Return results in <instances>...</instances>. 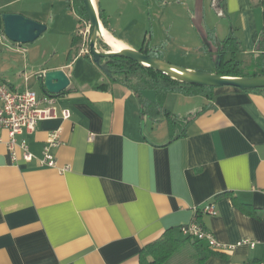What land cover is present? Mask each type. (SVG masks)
I'll return each mask as SVG.
<instances>
[{
	"label": "crops",
	"instance_id": "0c3cea01",
	"mask_svg": "<svg viewBox=\"0 0 264 264\" xmlns=\"http://www.w3.org/2000/svg\"><path fill=\"white\" fill-rule=\"evenodd\" d=\"M43 1L0 0V13L20 14L45 25V31L72 36L70 50L64 52L67 62L36 71L63 70L69 78V86L53 96L56 116L17 136L11 150L7 132L0 130V264H139L141 249L167 231L183 243L165 264L263 263L264 89L213 88L211 99L199 96L201 106L186 111L200 114L186 125L184 135L168 143L166 121L141 116L133 93L86 58L77 48L80 42L72 46L81 22L70 8L75 0ZM261 1L216 0L213 8L228 21L229 34L239 40L245 58L255 51L263 25ZM93 2L110 37L133 50L157 49L164 60L165 44L155 35L165 28L168 10L182 8L189 30L200 35L198 22L205 21L208 3L213 7L212 0ZM212 20L215 24L206 29L224 40L218 35L225 30L222 20ZM11 49L17 53L21 48ZM37 50L20 51L29 54L27 66L38 62ZM31 78L9 82L0 76L15 91L29 89ZM143 94L154 100V92ZM171 94L164 108L181 115L167 102ZM56 131V166H41L43 148ZM22 141L33 155L29 162L22 158ZM206 203L215 205V216L194 212ZM194 218L222 245L241 240L258 244L218 251L186 240L179 227Z\"/></svg>",
	"mask_w": 264,
	"mask_h": 264
},
{
	"label": "trees",
	"instance_id": "16d2710c",
	"mask_svg": "<svg viewBox=\"0 0 264 264\" xmlns=\"http://www.w3.org/2000/svg\"><path fill=\"white\" fill-rule=\"evenodd\" d=\"M80 2L81 9L78 16L81 22H88L82 0ZM260 4L264 8V0ZM2 14L0 13V32H2ZM98 14L103 27L107 29L106 19L100 8H98ZM200 37L202 41L201 51L207 53L214 62L213 73L230 77L264 75V11L263 26L259 33L255 51L245 59L237 60L236 58V53L240 49V42L233 34H229L226 39L219 41L216 38L214 29H206L200 34ZM80 40L78 34L73 36L72 46H76ZM104 46L107 47L105 44ZM140 52L147 56L164 60L162 53L157 49L143 48ZM84 56L89 58L88 54H84ZM109 69L111 71L115 70V73L109 80L126 86L133 93L139 104L141 116L153 122H157L159 119L166 121L169 135L168 143L184 135L186 125L200 114V112L183 116L172 114L163 107V100L166 95L174 93L188 97L201 96L206 99L212 98L213 88L211 87L184 84L151 68L143 67L124 58L114 57L109 64ZM146 91L154 92L155 96L153 101L148 100L144 96L143 93ZM182 243V241L175 239L167 231L159 240L141 249L139 253V264H165L169 257L179 249Z\"/></svg>",
	"mask_w": 264,
	"mask_h": 264
},
{
	"label": "rangeland",
	"instance_id": "374dc122",
	"mask_svg": "<svg viewBox=\"0 0 264 264\" xmlns=\"http://www.w3.org/2000/svg\"><path fill=\"white\" fill-rule=\"evenodd\" d=\"M37 1L44 4L43 0ZM212 1L213 7L211 8L208 3L207 13H203V20H205L203 21L204 23L202 22V18L201 21L198 22V28L202 32L206 30L208 25L213 26L215 24H213L212 19H214L216 22L223 19V17L219 18L213 9L214 5H216V0ZM70 8L73 14L75 16L77 15L79 18L78 14H80L81 9L80 0H75L74 5L71 1ZM177 10V7H172V11H170V9L168 10L166 16L164 17L165 28L164 26L160 27V31H158L155 35L156 38L157 35L160 36L162 42L165 44L162 47L164 54H167V59L165 61L182 68L193 69L200 72H214V62L207 53L201 51L202 41L200 35H198L196 30H189L188 19L183 17L187 16L185 11L182 8H180L181 12ZM208 10H210V12ZM191 16L196 18L197 13H191ZM152 18H155V16ZM153 20V23H155V19ZM77 24L78 22L73 21L74 30L77 29V34L81 39L77 48L80 51L85 52V50L88 49L90 33L89 22L82 21L75 29ZM222 25L225 30L220 34L218 32V35L226 39L229 35L228 21L223 19ZM169 36H172V38ZM71 37L72 36L68 35V33L51 29L42 33L40 37L34 42L22 45L20 47V51L24 49L27 50L29 47H35L38 49V62L35 64V66L31 65L30 63L29 66H27L26 56L29 57V54L27 55L26 52L19 51L16 53L13 51L11 48L13 46L19 45L10 42L4 36V34L0 32V76L6 78V80L9 82H14L23 80L25 76L31 75L32 78L30 79L29 83L32 84V86H30L28 90L39 93L41 89L36 80V71L45 66L58 65L67 62V56L64 52L66 50H70L69 44ZM96 48L98 51L112 50L110 47H105L101 40H98ZM55 51L57 52L56 54H54ZM236 58L237 60H242L245 58V56L242 55L241 49H239V51L236 53ZM76 67L78 66H75V69ZM165 99L166 97L163 100V107L165 106ZM201 99L202 98L199 96L188 97L180 94H171L167 99V102L170 104L171 108L180 110L181 115L179 116H183L188 114L186 112L187 110L200 107L202 104Z\"/></svg>",
	"mask_w": 264,
	"mask_h": 264
},
{
	"label": "water",
	"instance_id": "95a60500",
	"mask_svg": "<svg viewBox=\"0 0 264 264\" xmlns=\"http://www.w3.org/2000/svg\"><path fill=\"white\" fill-rule=\"evenodd\" d=\"M89 22L88 55L96 67L110 78L115 73L109 69V64L114 57L130 60L143 67L151 68L178 82L199 87H231L241 91H255L264 89V75L251 77L221 76L213 72H200L193 69L182 68L159 60L144 53L123 47L118 51H98V40H104L101 28H104L98 14V9L92 0H82ZM2 33L12 43L21 47L32 43L45 32V25L33 21L20 14L4 13L1 16ZM105 29V28H104ZM107 47H110L104 41ZM111 48V47H110ZM36 80L43 95L57 96L69 86V78L63 70H53L36 75Z\"/></svg>",
	"mask_w": 264,
	"mask_h": 264
},
{
	"label": "built area",
	"instance_id": "2783aa9c",
	"mask_svg": "<svg viewBox=\"0 0 264 264\" xmlns=\"http://www.w3.org/2000/svg\"><path fill=\"white\" fill-rule=\"evenodd\" d=\"M85 53L88 54L87 49ZM54 103L53 96H38L34 91L28 89L15 91L8 83L0 80V130L7 132L9 138L8 147L10 150L15 145L17 136L24 132H33L38 121L51 119L56 116ZM61 115L63 119H67L69 112L64 110ZM59 135L60 131L49 135L42 151V157L39 160L41 166L49 168L56 166L53 150L60 144ZM20 147L23 150L22 158L27 162L31 161L33 155L28 151L24 141L21 142ZM194 212L209 216H215L217 214L213 203H206L199 209H194ZM179 232L189 241L206 243L207 247L211 250L231 251L234 247L240 245H246L253 249L258 244L254 241L241 240L234 245H222L209 230L198 223L196 218L189 224L179 227ZM262 245L264 248V243ZM261 264H264V262Z\"/></svg>",
	"mask_w": 264,
	"mask_h": 264
},
{
	"label": "bare ground",
	"instance_id": "6f19581e",
	"mask_svg": "<svg viewBox=\"0 0 264 264\" xmlns=\"http://www.w3.org/2000/svg\"><path fill=\"white\" fill-rule=\"evenodd\" d=\"M101 31L105 41L109 44L113 51H118L124 47L121 43L115 41L112 37H110V35L105 31L104 28H101Z\"/></svg>",
	"mask_w": 264,
	"mask_h": 264
},
{
	"label": "flooded vegetation",
	"instance_id": "af4514ba",
	"mask_svg": "<svg viewBox=\"0 0 264 264\" xmlns=\"http://www.w3.org/2000/svg\"><path fill=\"white\" fill-rule=\"evenodd\" d=\"M113 71V70H112ZM115 71V70H114Z\"/></svg>",
	"mask_w": 264,
	"mask_h": 264
}]
</instances>
